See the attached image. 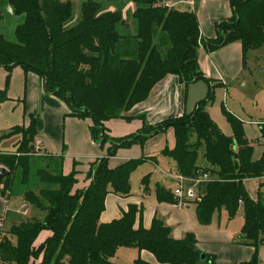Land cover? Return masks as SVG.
<instances>
[{"label":"trees","instance_id":"trees-1","mask_svg":"<svg viewBox=\"0 0 264 264\" xmlns=\"http://www.w3.org/2000/svg\"><path fill=\"white\" fill-rule=\"evenodd\" d=\"M128 1L135 6L131 15L134 29L125 33L130 24L123 18V9L104 12L96 0L82 3L78 20L71 0H7L24 21L15 28L14 40L0 34V67L11 72L21 66L26 73L39 75L45 91L67 104L68 116L90 118L93 139L101 138L102 147L109 140L112 144L106 157L92 163L85 188L77 187L75 170L69 175L61 172L62 163L56 173L48 167L37 170L40 183L53 188L38 194L27 191L23 198L46 216L44 220L27 219L9 230V238L0 243V264H31L41 256L38 264H116L113 258L123 247L152 253L156 264H215V258L201 253L193 233L175 239L171 228L158 218L149 229L136 228L137 217L143 212L137 205L131 204L121 218L110 223L100 221L107 196L129 197L133 172L155 157L133 159L116 168L109 166L110 158L118 149L143 144L169 128L175 131L176 145L162 155L172 159L176 172L186 178L206 173L212 179L200 186L201 199L194 202L199 223L210 225L214 214L222 210L233 219L243 206L238 241L253 247L255 253L241 264H261L258 251L264 246V198L259 194L257 200L252 199L244 182L264 177V152L254 159V146L235 117L229 116L233 136L218 128L204 108L212 101V93L191 114L156 126L145 124L139 132L119 140L105 135V123L130 120L125 113L146 101L168 76L178 77L184 85L208 81L200 71V46L211 53L240 42L244 55L264 46V0H230L233 15L217 24L216 37L210 39L203 38L198 18L189 8H169L164 0ZM5 99L6 93L0 91V101ZM30 127L32 131L19 142L17 154L0 156V166L10 172L0 181L2 196L12 193L19 174L24 184L29 181L36 119ZM17 132L20 127L13 131ZM261 133L264 135V126ZM193 134L195 141L191 140ZM202 150L206 167L197 163ZM155 192L159 203L177 204L165 187L156 185ZM44 230L51 236L37 247L35 242ZM135 264L150 263L138 258Z\"/></svg>","mask_w":264,"mask_h":264},{"label":"crops","instance_id":"crops-1","mask_svg":"<svg viewBox=\"0 0 264 264\" xmlns=\"http://www.w3.org/2000/svg\"><path fill=\"white\" fill-rule=\"evenodd\" d=\"M2 1L3 2H1V4H7V0ZM199 1H201V6L198 7L199 9L194 8L197 0H194V4L192 7L190 6L189 9L193 10L195 14L196 12H199V14H202L204 17L211 16L213 12L215 13V16L212 17L213 19H210V17L209 19L206 18L202 24H200L198 21L203 38H205L204 34H206L207 30L211 31V33H207L208 36L215 38L216 35L214 34L215 37H213L214 35L212 34V30L214 29L208 28V26L216 24L217 28V24L219 22L232 16L231 1ZM126 4V7H124L122 11L125 19L130 17L135 11V6L133 3L128 2ZM185 5L187 6V4ZM207 5H210L209 12H205L203 9V6L207 7ZM224 49H229L227 53H235L236 55H241L243 50L240 42L232 43L217 51ZM217 51L211 53H201L199 63L201 70L207 78H218V80L223 83V85H225L226 77L221 72L227 69L226 66L222 65L219 67L220 71H214L216 66L212 65L213 58ZM10 73L11 75L8 79ZM167 82L171 83L170 85L172 86L179 84L182 87L183 84L176 76L166 77L153 88L146 101L138 104L132 110L125 113V117L130 118V120H134L136 119L135 117L141 116L140 114H147L148 116L150 111L153 112V110H155L153 108L156 105V98L153 95L158 90L159 96V93L161 92L160 90H162L164 87L163 84H166ZM0 91H4L6 93V99L0 101V153L10 154L17 151V146L19 142L22 141V137L18 133H13L14 129L17 127H29L31 125V121L34 118L36 119L35 139L36 141H40L42 143L44 153L58 157L59 161H61L60 163H62L60 170L64 175H69L74 170L78 172V174L81 173V182L84 184V186L81 188H85L87 184L86 176L90 171L92 163L107 156V152L105 153L103 150L100 151L98 149V144L92 137L90 130L92 125L91 120L88 118L79 119L68 116L69 108L67 104L57 96L45 91L39 75L33 72L26 73L21 66L14 67L11 72H9L5 67H0ZM175 110L176 111H158L153 115V118L158 116V120L149 121V124L156 126L165 120L181 117L186 113L185 111L183 112L182 107H177ZM116 120L118 119H113L105 123V127L107 128V133L109 135L113 134L110 128L112 129L117 125H121L119 122H115ZM125 120L130 121L127 119ZM140 126H143V124H137L133 129V132L130 131L129 133H125L128 132L129 125L126 127L127 129L123 128L122 134L124 135H122V137L135 134L134 131L138 130ZM164 132H160L159 134L151 136L149 141L146 142L147 148L145 147L144 152V154H146L144 157L148 158H152V154L154 153L161 156V159L155 156V159L157 160L154 163L150 161L148 162L154 164L155 168L159 170V172L161 171L162 174L165 172H176V170L174 171V168L171 171L169 170V166L172 163L170 160H167V157L162 155V152L165 149L172 150L175 147V136H173V140H167V143H165L164 138L160 137V135L164 134ZM109 147L110 146H108V148ZM139 156L140 155L138 152L136 154H132L130 152H121L119 155L110 158L109 166L111 168H116L127 161L133 160L134 158H139ZM30 160H32V158ZM82 161L87 162V164L82 163L84 165L82 166ZM77 165H80L78 166V170L76 169ZM206 166L204 165V167ZM47 167L51 173H56L58 170L57 169L55 171L53 166ZM82 167L84 169H82ZM1 168L5 167L0 166V169ZM37 170H32V173L34 172L36 175ZM31 176L29 177L28 183L24 184L23 178L19 174L13 186L12 193L7 197L0 194V220L3 224V227L0 228V231L5 230L6 227L10 230L13 226L19 225L21 222L26 221L27 219L36 218L38 220H44L46 213L27 205L23 198L25 192L28 190L27 187L30 186L31 179H33ZM248 180H245L244 182L245 187ZM252 180L256 182L259 191V187L261 188V183L264 184V177ZM150 183V177H148V179L142 183L145 193L144 195L147 197L150 196V193L147 192L150 190ZM156 185H161L172 191L176 183L170 176L163 174ZM52 188L53 187L50 184L41 183L39 192L43 189L46 190ZM29 190L34 191V189L31 187ZM130 196H132V192ZM130 196L125 198L112 193L109 194L106 198L105 211L101 215V223H110L115 219L121 218L123 212L128 211L129 206L134 204L139 207L141 206L143 211L142 215L137 217L135 224L136 228L141 226L145 229H149L153 220L158 218L162 220L166 226L171 228L172 236L175 239H182L187 233H193L197 238L198 248L201 253L207 257L215 258V264H241L251 260L255 253V249L253 247L239 243L238 239L241 235L242 227L240 231H238L237 228L232 230L229 226L221 228L220 224L219 227H217V230H215L213 227L204 228V226L201 225L197 219L196 207H192L194 204L196 206V203L194 202H190L185 206H178L177 204L171 203H159L156 197V202L154 204H149L150 210L144 215V203H136V201H132L130 199ZM251 198L254 200L258 199V197L254 196ZM242 212L240 211L239 215H243ZM209 233H215L219 237L217 238V242L214 245H210L206 242L205 238ZM50 236L51 232L44 230L36 240L35 246L38 247ZM122 249L125 248H120L118 251ZM127 249H130L129 251L131 253L133 262H135L138 258H141L150 264L157 263L156 257L148 251H139L136 248ZM125 253L126 252H123L122 254ZM41 259L42 256L31 264H38ZM201 264L209 263L205 262Z\"/></svg>","mask_w":264,"mask_h":264},{"label":"rangeland","instance_id":"rangeland-1","mask_svg":"<svg viewBox=\"0 0 264 264\" xmlns=\"http://www.w3.org/2000/svg\"><path fill=\"white\" fill-rule=\"evenodd\" d=\"M67 1V0H64ZM74 3L75 6V19L78 20V18L81 15V6L82 3L86 0H71ZM99 2L103 8V11H109V10H119L126 7V3H128V0H96ZM177 1V0H175ZM183 3L176 7V9L180 11H184L188 9L190 6L192 7V2L194 0H180ZM3 2L0 0V14L3 15V21L0 23V34H3L6 39L8 40H14V31L15 28L21 24L24 21L23 15H15L14 12H11L9 9V6H11L8 2L6 5L1 4ZM187 4V6L185 5ZM191 3V5L189 4ZM201 6V1L197 0L196 5L194 8H198ZM199 9V8H198ZM197 9V11H198ZM203 9L205 12H209L210 5H207V7L203 6ZM193 12V10H191ZM198 16V21L200 24L204 23V19L210 17V19H213L212 17L215 16V13L213 12L211 16L204 17L202 14H199V12H196ZM233 15V10H232ZM124 18V16H123ZM230 18V17H229ZM125 19V18H124ZM128 24V29L124 30V32L129 33L130 31H133V23L132 17H128L125 19ZM76 23V21H73V24ZM208 28H213L212 34L216 35L217 28L216 24H212V26H208ZM207 33H211V31L207 30L206 34H204L206 39H210L211 37L208 36ZM215 35L213 37H215ZM230 45V44H229ZM227 46V45H226ZM243 49V48H242ZM200 55L203 52H207L206 49H204L203 46H200ZM220 50V49H218ZM229 49H224L221 51H217L216 55L213 58V66H216L215 70H219L220 66H226V70H223L221 73L226 77L225 78V85L221 83L218 78H207L206 80H200L197 82L190 83L189 85H181L176 84L174 86L170 85L171 83L167 82L166 84H163V89L160 90L158 96V90L154 93V97L156 98V105L154 106L153 112L150 111L148 116L147 114H140L141 116L135 117L136 119L126 121L125 119L118 118L115 122H119L121 125H117L110 128L112 135L107 133V130L105 132V135L109 138H115V140H119L122 137V129L126 128L128 125V132H133V129L138 124H143V126H140V130L144 127V124L150 125L149 121L152 120H158V116L153 118V115L157 113L158 111L161 112V110H169V111H176L175 108L182 107L183 112L185 111V114H191L194 112L195 107L198 103L205 101L209 94H213V99L211 102L207 103L204 108L209 113L211 119L216 123L218 128L227 136H233V129L230 124L229 116L235 117L237 120L241 122V126H243V130L245 132L246 139L254 146V159L258 160L261 158L263 152H264V139H261L264 135L261 133V128L264 126V46L261 48L251 50L246 55H244L243 50L242 54L236 55L235 53H227ZM200 62V61H199ZM200 65V63H199ZM200 71L203 73L200 67ZM205 76V74L203 73ZM206 77V76H205ZM210 77V76H209ZM176 87V89H175ZM161 88V87H159ZM158 97V99H157ZM166 108V109H165ZM186 109V110H184ZM184 114V115H185ZM229 114V115H228ZM189 118V117H188ZM89 120H91L89 118ZM92 125L93 121L91 120ZM33 124V120L31 121V125ZM128 124V125H126ZM30 125V126H31ZM91 125V126H92ZM20 127L21 132H17L21 135L22 139L28 138V132H31V127ZM142 127V128H141ZM127 129V128H126ZM134 131L135 133L139 132L140 130ZM131 132V133H132ZM101 136V134H100ZM173 136H175V131L173 128H169V130L164 132V134H161L160 137L164 138L165 143H167V140L171 141L173 140ZM191 140H196V135L193 134L191 137ZM36 141V139H35ZM147 139L143 144L137 143L133 144L129 147H122L118 149L115 156L119 155L121 152H130L132 154H138L140 155L139 158L146 156L144 154L145 147L147 148ZM257 141V142H256ZM98 144V149L100 151H104L105 153H108V146H111L112 142L111 140L107 141L105 143L104 147L101 146L102 139L97 138L96 140ZM146 143V144H145ZM107 145V147H106ZM105 148V149H102ZM34 149V148H33ZM18 151V150H17ZM13 154V153H10ZM14 154H17L15 152ZM6 153H0L1 157H4ZM30 156V155H29ZM28 156V158H29ZM114 156V157H115ZM157 157L161 159V156L158 154H152V157ZM30 166L32 170L37 169H46L47 166H53L55 168V171L57 170V167L59 168L60 161L58 157H55L51 154L44 153L43 150H40L38 153H33L32 156H30ZM168 158V157H167ZM138 159V158H134ZM157 159H151L150 162L154 163ZM167 160L171 161V165L169 166V170H176V164L173 163L172 159L168 158ZM145 162L141 164L135 172H133L131 176V186H132V196H130V199L133 201H136V203H144L143 209H144V215L147 214L150 210L149 204H154L156 202V195H155V186L159 182V179L163 176V174H175L178 172H165L161 173L159 170L155 168V165ZM87 164V162L82 161L81 164ZM198 165L201 167L206 166L207 162L203 156V150L199 152V157L197 161ZM82 164V166H84ZM89 164V163H88ZM77 165L76 169L78 170ZM49 170V168H47ZM82 169H84L82 167ZM32 170L30 172V176L33 178L31 179L30 186L27 187L28 190L31 188L34 189V193H39V188L41 187V183L39 179L36 177L35 173H32ZM166 171V170H165ZM78 175V177H77ZM76 178L78 180L77 187L81 188L84 186V184L81 182L82 174L77 172ZM34 176V177H33ZM145 177H150L151 183H150V190L147 191L150 193V196L147 197L144 195V189L142 186L143 179ZM79 178V179H78ZM87 178V176H86ZM263 181V180H261ZM264 182V181H263ZM87 185V184H86ZM264 184L261 183V188L259 187V191L257 188V184L254 180H248L246 182V189L250 195V197H259V194L262 195L264 198ZM55 186V185H54ZM27 190V191H28ZM30 191V190H29ZM171 191V190H170ZM158 201V200H157ZM197 202V201H193ZM141 207V206H140ZM195 208V204L192 206ZM142 208V207H141ZM242 212L243 215H239V212ZM228 213L225 210H222L221 212H216L213 216L212 222L210 225L204 226V228L213 227L215 230H217V227H219V224L221 228H225L226 226H229L232 230H235L236 228L238 231L241 230V227L244 223V209L243 206L240 207L238 210V213L236 217L233 219H228ZM9 228H5V230L0 231V243L9 238ZM217 238H219L215 233H209L206 236V242L210 245H214L217 242ZM130 249H122L118 251L113 258V262L116 264H135L133 262L131 253L129 251ZM123 252H126L125 254H122ZM122 254V255H121ZM258 256L261 264H264V246L260 247L258 251Z\"/></svg>","mask_w":264,"mask_h":264},{"label":"built area","instance_id":"built-area-1","mask_svg":"<svg viewBox=\"0 0 264 264\" xmlns=\"http://www.w3.org/2000/svg\"><path fill=\"white\" fill-rule=\"evenodd\" d=\"M183 2L180 0H164V5L169 8H176ZM194 2H192L193 4ZM184 4V3H183ZM186 4V3H185ZM191 5V3H189ZM263 139L260 138V140ZM35 152L38 153L40 150H43L42 143L40 141H35L34 144ZM166 175L170 176L176 183L175 187L172 189V194L174 198L177 200L178 206H185L186 204L199 201L201 199L199 188L205 183L210 182L212 179L210 175L206 173H202L198 177L194 178H186L179 173L169 174ZM3 227L2 221L0 220V228Z\"/></svg>","mask_w":264,"mask_h":264},{"label":"water","instance_id":"water-1","mask_svg":"<svg viewBox=\"0 0 264 264\" xmlns=\"http://www.w3.org/2000/svg\"><path fill=\"white\" fill-rule=\"evenodd\" d=\"M9 9L11 12H13L11 7H9ZM32 148H34V147H32ZM9 174H10V172L6 168H1L0 169V181L3 180L5 177L9 176Z\"/></svg>","mask_w":264,"mask_h":264}]
</instances>
